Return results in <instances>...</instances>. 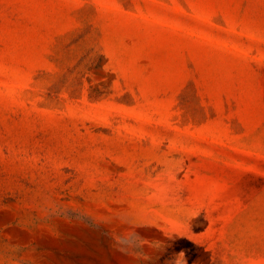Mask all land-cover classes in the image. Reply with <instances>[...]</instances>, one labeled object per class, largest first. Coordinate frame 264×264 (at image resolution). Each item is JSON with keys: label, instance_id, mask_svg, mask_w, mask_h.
<instances>
[{"label": "rangeland", "instance_id": "374dc122", "mask_svg": "<svg viewBox=\"0 0 264 264\" xmlns=\"http://www.w3.org/2000/svg\"><path fill=\"white\" fill-rule=\"evenodd\" d=\"M0 264H264V0H0Z\"/></svg>", "mask_w": 264, "mask_h": 264}]
</instances>
